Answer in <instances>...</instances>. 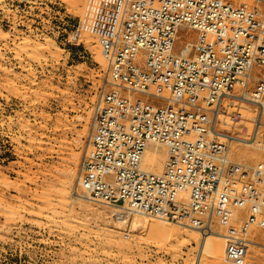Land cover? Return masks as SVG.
<instances>
[{"label":"built area","instance_id":"obj_1","mask_svg":"<svg viewBox=\"0 0 264 264\" xmlns=\"http://www.w3.org/2000/svg\"><path fill=\"white\" fill-rule=\"evenodd\" d=\"M31 1L1 0L0 29L24 26ZM253 1L262 6L113 0L98 39L111 90L100 93L76 177L83 199L124 220L140 216L202 233L216 221L232 264L245 263L248 233L264 229V159L253 168L229 159L231 140L264 155V78L253 72L264 75V1ZM234 104L252 107L254 118ZM223 117L235 134L217 127ZM5 138L0 167L14 156ZM148 145L166 151L160 175L142 165Z\"/></svg>","mask_w":264,"mask_h":264},{"label":"rangeland","instance_id":"obj_2","mask_svg":"<svg viewBox=\"0 0 264 264\" xmlns=\"http://www.w3.org/2000/svg\"><path fill=\"white\" fill-rule=\"evenodd\" d=\"M112 1L32 0L24 26L0 29V143L8 137L14 148L0 167V264H232L223 237L202 234L205 246L160 242L142 228L113 227L109 207L72 201L81 196L76 177L94 110L100 93L111 90L98 39ZM229 125L235 134L236 125ZM242 151L245 157L230 152L229 159L249 168L264 159L255 146ZM246 239L251 243L244 264H264V229H252Z\"/></svg>","mask_w":264,"mask_h":264},{"label":"bare ground","instance_id":"obj_3","mask_svg":"<svg viewBox=\"0 0 264 264\" xmlns=\"http://www.w3.org/2000/svg\"><path fill=\"white\" fill-rule=\"evenodd\" d=\"M187 35L186 36H187V39L189 41H193V42L195 41V37L196 36H195V34L193 32H191V33L189 32V33H187ZM182 36H183L182 33L178 34L177 37H176V40H178L179 37H182ZM253 72H254V78L256 80L264 78V75L262 73V70L255 69V70H253ZM255 75H257V76H255ZM251 87H253V85ZM241 105H243V104H241ZM242 107L244 109L242 110L241 113H243V115L245 114V115L248 116V117H246L244 115L246 117V119L250 120V119L254 118L251 115L253 113L252 107H250L248 105H243ZM263 119H264V117H263ZM229 124H230V122L228 121V119L227 120H223L221 118V119H219V122H218V126L217 127L220 130L223 129V130H226V131L232 133V131H229V128H230V125ZM234 131H236V130H234ZM212 137L214 139H220V140H222V138H223L222 136H219V135H216V134H213ZM229 146H230V152L234 156V158H239L240 159L241 157H245L247 155V153H248V152L246 153V152L242 151V149L245 148V147H252L253 148L254 145L252 146V144H248V143H243V142H238V141H235V140H231V141H229ZM166 158H167L166 151H164L162 148H160V146H157V145H148L146 147V149H145V152H144V155H143V158H142V165L144 166V168L148 169V171H150V172H152V173H154L156 175H160L162 173L164 164L166 162ZM63 179H65V178H63ZM70 179L71 180L72 179L74 180L73 177H71ZM63 184L64 185H62L63 186L62 194L65 197V194L64 193H65L66 190L64 191V189L65 188H68V187H65L66 186L65 185L66 184L65 182ZM66 195H68V193ZM79 198L83 199L81 196L75 194V196H73V198H72V201H76ZM66 199H67V196H66ZM78 205H79V203H78ZM83 207H84V205H83ZM80 208H82V207H79V209ZM86 209H88V208H86ZM80 210L82 211V209H80ZM109 211H110L109 213L111 214V220L113 222L112 223L113 224V227H115L116 229H118V230L123 229L127 224L130 225L131 228H133V229L142 228L143 230H146L147 233L150 234V236H153L156 240L157 239L160 240V242H171V241H175L176 242V241L180 240V242L183 243V244L192 242V243H195L197 246H205L206 243H208V241H207V238L201 236L202 234H205L208 237H213V238H216V239H221L222 237L223 238L226 237L225 234L221 233V230L219 228L220 226L218 227L217 225H215V226L214 225L208 226L207 232L206 233H202V232L198 231L195 228H191V227L186 226L185 224H183L182 226H185L188 229H190L188 231H185L179 225H174V224H169V223H167V224L165 223V225L162 224L163 222L161 224L158 223V222H157L158 224L155 223V222L152 223V224L151 223L149 224L147 222V219L146 218L140 217V216H133V218L130 219V220L129 219H127V220L125 219L124 220V218L117 217L118 211L116 209L109 208ZM108 221H109V219H108ZM191 229H193V230H191ZM111 231H107V233L110 232L112 234ZM140 232H142V231H140ZM113 233H115V232H113ZM118 233H117V235H118ZM113 237H115V235ZM122 238L124 240H128V236L127 235H123ZM248 243H251V240ZM126 245H128V243Z\"/></svg>","mask_w":264,"mask_h":264}]
</instances>
